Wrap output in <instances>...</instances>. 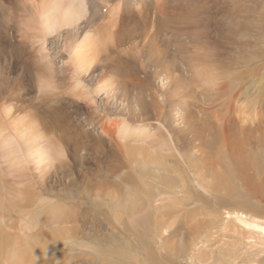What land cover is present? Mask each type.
I'll list each match as a JSON object with an SVG mask.
<instances>
[{
    "label": "rangeland",
    "instance_id": "1",
    "mask_svg": "<svg viewBox=\"0 0 264 264\" xmlns=\"http://www.w3.org/2000/svg\"><path fill=\"white\" fill-rule=\"evenodd\" d=\"M87 1L90 16L76 29V39L94 30L92 24L98 25L100 16L107 14L108 4L114 6L122 1L124 11L119 22L121 27L118 26V30L116 28L120 34L113 39L110 33L113 42L101 51L95 68L82 77L85 88L78 90L72 87L68 68V51L75 39L69 37L74 32L63 30L62 35L47 36L42 40L43 49L39 50L42 43L37 42L39 31L30 29H37V25H34L35 21L33 24L28 23L31 11L24 12L18 0H0V128L3 130L0 138L15 141V146L21 149L18 157L25 161L23 166L27 169L20 171L23 184L20 182V186L15 187L13 176H7L4 165L0 167V170L3 169L0 171V197L3 199L0 200L3 203L0 231L10 234L18 231L23 235L34 218L35 224L44 220L46 225L45 221L50 220L51 225L47 222L42 229L36 224V230L29 234L25 231L27 237H36L43 244L47 240L50 242L45 244L50 249L46 259L40 255L39 244L32 246L33 250L36 248L32 257L36 258L38 264H264V245L258 233L235 222L234 217L225 212L240 211L264 221V194L255 198L259 189L264 191L261 183L264 174L252 166L249 155L252 146L237 152V148L233 150L228 142L224 143L226 148L221 146L223 141H218L221 136L215 134L216 124L222 117L227 129L237 127L231 113V121L224 117L226 113L223 105L227 100L224 95L228 94L224 88H243V94L239 93L238 97L244 105L258 93L257 98H264V45L259 46L261 57L251 60L248 56L244 57L245 52L238 51L232 41L225 39L226 30L232 26L235 28L246 23L256 28L260 21L252 15L257 11L264 15V0H105L106 3L101 5L95 0ZM137 3H140L139 8ZM136 10L142 13L139 15ZM228 14H233V22H226ZM137 20L141 23L134 26L133 21ZM143 20L146 23L143 24ZM151 21L154 24H150ZM26 22L29 24H26L28 35L23 33ZM261 27L264 30V21ZM98 31L104 41H109L103 28ZM8 47L16 53L17 59L9 53ZM195 55L200 60L207 56L204 63L207 65L208 62L213 67L209 69L205 66L204 75L213 83L203 85L200 84L201 79L196 80L195 68L202 62L195 60ZM43 67L52 71L54 87L48 93L38 82L39 76L44 79L48 77ZM238 72L240 75L243 72L242 80ZM108 79L114 82L112 88L115 91L95 94L94 88ZM85 91L90 92L88 101L82 95ZM245 111L248 121L253 119L254 112L260 111L262 115L258 121L264 122V102L260 108L256 107L250 112L247 106ZM189 119L195 127H201L202 123L209 125L203 127L202 135H199L205 140L204 146L202 143L199 146L200 156L196 150L200 137H196L195 130L191 132L194 128L189 129ZM123 122L128 124L129 129H147L143 134L145 138L128 139L126 144L129 141L133 144L146 141L147 145L155 144V141L162 142V134L167 131L174 142L170 141L171 146L174 145L178 153L189 156L191 160L177 159L179 165H175L176 160L164 149L163 156L159 157L161 165L158 169L144 161L137 164V168L133 167L132 162H136L138 157L137 160L129 158L120 146L122 143L117 135L118 126ZM211 133H214L211 139L213 144L207 145ZM31 136H37L41 146H49L51 152L55 146L52 153L58 161L49 169L51 171H41L29 162L27 142ZM235 152L237 160L233 156ZM187 164L199 167L195 171H198L197 175L203 181L209 182L210 187H214L212 195L197 188L186 168ZM224 174L228 178L227 182L218 177ZM178 177L185 178L190 184L192 200L183 203L179 211L171 208L166 213L163 210V216L150 214L148 210H140V213L138 210L135 215L129 216L133 217L128 221L127 217H116L110 213L108 209H114L115 205L110 203L109 198L101 196L108 190L122 202L126 192L139 185L141 179L148 191L162 193L166 191H163L164 187L168 183L172 185V181ZM12 186L24 194H20L24 201L17 200L16 203L13 200L12 205L18 207L15 208L16 213L11 209L9 213V197L12 194L8 192L14 189ZM96 191L101 192L99 198L95 197ZM18 202L24 208L19 207ZM19 209L25 211L21 215L17 214ZM221 222L228 223L234 233H223L213 228L209 231L207 242L199 244L200 239L207 234L206 230H199V227L208 224L210 228L214 225L212 223ZM163 223L172 225L168 237H160L159 229ZM13 225L24 229L14 230ZM3 231L0 232V264H13L5 259L14 250L10 244L6 246L1 236ZM60 235L62 238L68 237L65 242L67 244L70 240V250L60 245ZM156 238L160 240L158 245L153 243ZM81 244H90L93 249H97L95 252L98 251L103 261L98 262L96 257L80 249L78 245ZM155 246H159L158 249L165 248L158 252ZM125 249H128L129 255Z\"/></svg>",
    "mask_w": 264,
    "mask_h": 264
},
{
    "label": "bare ground",
    "instance_id": "2",
    "mask_svg": "<svg viewBox=\"0 0 264 264\" xmlns=\"http://www.w3.org/2000/svg\"><path fill=\"white\" fill-rule=\"evenodd\" d=\"M18 1H19L18 4L21 5V8H22V10L24 12H27V10L31 11V16H30L31 18L29 19L28 23L29 24H33L34 23L33 21H35L34 25L35 24L37 25V29H36L35 26H34L35 29L33 27H30L31 30L33 29L36 32L39 31L38 32V38H37L38 41L37 42H42V40L47 38V36L49 38H51V37H55V35L56 36L59 35L60 33L62 35L63 30H67V31L69 30L71 32L72 31L74 32V33H71L70 37H69L70 39H74L75 38L74 41H72V46L70 47V49L68 51V55H69L68 58L70 60V63H68V68H69L71 76H72V79L71 78L70 79H71V81H73V86L72 87L74 89H78L79 90L80 88H85L82 85L83 84L82 77L83 76H87L88 73L91 72L95 68V65L98 62L97 59H99L98 57L101 54V51L104 48L107 47L106 45L108 43L113 42V41H111V39H112L111 36H113V39H114V36H118V34H120V32L117 31V30H118V26H120L119 25L120 18H121V15H122L123 11H124L123 2L121 1L122 3L120 2V3H118L117 5H114V6H111V5L108 4L107 5L108 11H106L107 14H103V15L100 16V18H99L100 21H99L98 25H95V24L93 25L92 24V27H93L94 30L92 31V29H91V31L89 30V31L85 32L81 37L76 39V35H77V33H75L76 29L79 28L80 27L79 25L83 24V22H85V20L90 16V13H89L90 5L88 6V1L87 0H18ZM95 2H98L100 5H101V3H106L105 0H95ZM155 2H156L155 4H158L157 1H155ZM159 4H161V1H160ZM137 5H138V8H139L140 7L139 6L140 3L139 4L137 3ZM162 5H164V4H162ZM16 6H17V4H16ZM156 9L158 10V8H156ZM126 10H129V9L126 8ZM136 12H137V14L140 15L141 10H140V12L138 10H136ZM133 13H134V11H133ZM95 14L96 13H94V15ZM232 15H230V14L227 15L226 22H233L234 21V19L232 18L234 16H232ZM23 16H24V14H23ZM252 16L254 18H256L258 21H260L261 25L263 24L264 15L262 13H259L257 11ZM140 21H141V19H140ZM133 23L135 24L134 26H137L136 24L141 23V22H139L137 20V21H133ZM142 23L144 24L146 22H144V20H143ZM260 23H258V26L256 28H254L250 24H246V23H241L239 27H235V28L232 26L231 28H228L226 30L227 32H226V35H225L226 36L225 39L232 41L233 42L232 44H234L236 46V49L238 51L242 50L243 52H245L246 56H244V57L247 58V56H248V57L251 58V60H255V59H257L258 56H260L262 54L260 52V49H259L260 44L264 45V30L261 27ZM26 24H27V22L24 25L25 27L23 29V33H25V35H28L29 33L26 30V26L29 25V24H27V25ZM150 24H154V22L152 23V21H151ZM190 27H192V26H190ZM28 28H29V26H28ZM99 28H103L106 31V33L108 34V40L109 41L106 42V41L103 40L104 39L103 37H102L103 38L102 39L99 36V34H100L99 33L100 31H98ZM116 28H117V30H116ZM111 32H112V35L110 36ZM139 35H140V33H139ZM2 36H3V40H4L5 37H4V35H2ZM221 36H219V38ZM35 37H37V36H35ZM241 37H243L244 40ZM123 39H125V37ZM203 41H205V40H203ZM121 44H122V42H121ZM142 44H144V43H142ZM43 45H44V42H42L40 44L39 50L43 49L42 48ZM130 45H132V44H130ZM205 45H207V44H205ZM230 45H231V43H230ZM257 46H258V49H257ZM139 47H138V49H139ZM205 47H207V46H205ZM252 47H253V49H250ZM8 48L9 49H7V50L9 51V53L12 56H14V58L17 59L16 53L10 47H8ZM142 48H144V47L142 46ZM196 51H198V50H196ZM243 52H242V54H244ZM175 56L177 57V55H175ZM206 57L207 56H204L200 60V57L198 59V57L195 55L194 59L197 60V61L200 60L202 62V64L198 63V65H197L198 67L195 68L196 74L194 73L193 70H191L195 74L196 80L201 79L200 84H203V85H206V84L209 85V84L213 83V81L211 82V79L207 75H204L205 66H207L208 68L210 67L209 69H211L213 67L208 62H207V65H206V63H204V62H206L205 61ZM130 58H132V57H130ZM157 59H159V58H157ZM173 59H175V58H173ZM202 65H204V67H202ZM41 66H43V65H41ZM236 66H237V64H236ZM233 67L236 70V67L235 66H233ZM258 67H260V66H258ZM43 69H45V68L43 67ZM141 70H143V68ZM216 70H217V68H216ZM46 73L48 74V77L46 76L47 74L45 75L46 76L45 79L42 78V76L41 77L39 76L38 82H39L41 88L44 89V91L48 93V90L52 89V87H54V86L52 84V77H51L52 76V74H51L52 71L49 69V70H46ZM143 73H144V71H143ZM253 73H254V71H253ZM241 74L242 75H240V73L237 74L240 77V79L243 76V72ZM191 78H193V77H191ZM113 84H114V82L112 80H110V79L104 80L100 85H98L99 87L94 88V93L95 94H105V93H108V92L109 93L114 92L115 90H114V88H112ZM207 89H210V88H207ZM224 90H227V92H228V94H226L227 96L224 95V97L227 99L225 101L226 103H224V105H223V107H225L224 108L225 109L224 114L226 113L224 115V117H225V119H229L231 121V119H230V113H231V116L234 118V123L237 124V127L235 129H227L226 128V123L222 121L223 120V117H222V120H219L217 122L216 128H215L216 129L215 130V134L216 135L220 134V136H221V139H218V141H223V145H221V146H224L225 148L227 147V145H224V143L228 142V144H231V146L233 147V150H234L235 147L237 148V150H236L237 152H239V149L241 151H245V148H248L249 146L250 147L252 146V149H251L252 152L249 154L251 162L253 164L252 166L255 167V170L257 172H260V173L264 174V141H263L264 140V122L258 121V120H260V117H261L260 115H262V114H261L260 111H256L257 113L254 112V114L252 116L253 119H250L249 121H248V119H245V114L247 113L245 111V109L247 110V106L249 107L250 112H251V110L255 109L256 107L260 108V107H262V103L264 102V98H262V97L257 98V96L259 94L258 93V94L254 95V96H251L253 99L250 98L249 100H247V102L244 105V103L241 102L242 100L239 101V97H238L239 93H241V95L243 94V91H242L243 88H227V89L224 88ZM41 92L43 93V91H41ZM73 93L74 92H72V95H73ZM82 95H84L86 97V99H87L90 96V92L87 93L85 91V93L82 94ZM260 95H261V93H260ZM75 96H76V94H75ZM87 101H88V99H87ZM248 102H249V104H248ZM238 103H241V104H238ZM237 104H238V106H237ZM0 121L2 122V120H0ZM188 122H189V124H188L189 125V129L192 130L194 128L191 132H193L194 130L196 131L195 132L196 137H198L202 133V131L204 130L203 127L205 128V126H209L206 123H202L201 127H199V126L195 127L190 119H189ZM2 131L3 130L0 128V137L2 135ZM146 131H147V129L145 127L142 128V129H141V127L129 129V126H128V124H126V122L125 123L123 122V123L119 124V126H118L117 135L120 137L119 140L122 143V144H120V146L123 148V150H125L127 152V154L129 155L130 159L137 160V157H138V160L136 162L135 161L132 162L133 167H136L137 164H142L141 161H144V163H146L147 165H150V167L153 166V168L158 169V167L161 165L160 161H159V157L163 156L162 152H163L164 149H166L167 152H169L170 155L176 160V162L174 161L175 165H179V161L177 159L183 160L184 158L185 159L187 158L188 160H191L189 158V156H186V155L182 156L180 154V152L178 153V151L176 150L174 145L171 146L170 141L172 142V139L170 137V134L167 135V131L165 132V130H164V132L166 134H162L163 138H164V140L162 142L161 141L157 142V141L154 140L155 144L150 143V144L147 145V144H145L146 141H139V142H137L138 144L137 143L133 144L132 142L129 141V144H126L127 143L126 140H128V139L132 140L134 138V139L137 140V139H140V138L141 139L145 138V136H143V134ZM41 132H43V131H41ZM31 137L32 138H30L28 140V142H27V151H28L27 156L29 158L28 159L29 162L30 163H34L37 167H39L41 169V171H45V172L51 171L49 169H51V167L54 165L55 161H58L57 156H54L53 153H52L54 151L53 148L55 146L53 148H51V150H52V152H51L50 149H48L49 146H48V148H43V146H41L42 143L40 144V142H39L40 139H37L36 138L37 136L36 137L35 136H31ZM213 137H214V133H211L210 134V138L207 139L208 140L207 145L213 144V143H211V139H213ZM199 140H200V142H198V146L196 147V150H197V152L199 153V156H200L199 146L201 145V143H202V146H204L203 142H205V140H204V138L202 136L199 138ZM14 143H15V141L14 142L13 141L12 142L8 141V139H5V137L0 138V167L2 168V165H4V168L6 169L7 176H9V177L13 176V179H15V182H13V185L15 183V185H16L15 187H18V186H20V182H21L20 179L23 177V174H21L20 171H22L25 168L24 167L25 165L23 166V163H25V161L22 160L20 157H18V153H20L19 150H21V149L18 150L19 147L15 146ZM172 143L174 144V142H172ZM201 151L203 152L202 149H201ZM59 153L60 152L58 151V153H57L58 156H59ZM171 153L178 154V156H176L177 158L175 157V155H173ZM236 155L237 154L235 152V154L233 156L237 160L238 157ZM139 157H141V158L139 159ZM130 163H131V161H129V164ZM186 168L190 171V174L192 175L194 183H195V185L197 186V188L199 190H201L205 194H211V193L214 192V187H210V185L208 184L209 182L203 181L197 175L198 174L197 170H198L199 167L195 168V165L187 164ZM195 169H197V170L195 171ZM2 170L3 169H1L0 171H2ZM26 170L27 169L25 168V171ZM160 170L161 169H159V171ZM22 172H24V171H22ZM132 176H134V175H132ZM218 177H219V179L221 181L225 179L226 182H227V180H228V178L225 176V174H224V176H218ZM151 178H153V177H151ZM2 179H4V177H2ZM9 179H11V178H9ZM142 180L143 179L140 180L139 185L137 184V186H134L133 189H129V192H126L127 193L125 195L126 197H125L124 201H122V202H120L121 200H117L115 198L114 194L112 192L108 191L107 189H106L107 191H105L104 195H101V192L98 193L97 192L98 189H97V191H96L97 193L95 194V197L99 198L100 197L99 194H100L101 196H104L105 198H109L111 200L110 203L115 205L113 207L114 209H111V208L108 209L109 212L114 214V215H116V217L117 216H119V217H122V216L127 217L128 221L129 220L131 221L132 217H133L132 216L131 218H129V216H131L133 213H134L133 215H135L136 211H138V210H139L140 213H142L140 210H148V212H150V214L152 212V213H154V215L163 216L162 213L164 211L167 213L168 211L171 210V208L175 209L176 211H179V208L181 207V205H183V203L186 204L187 202H190V199L192 200V197L190 196L191 192H189L190 184L187 183V180H185V178H182V177L179 178L178 177L177 180L174 179L172 181V185H170L168 183L166 187L163 186L165 188L163 191H165V190L166 191L162 192V193L159 192L158 190H157L158 191L157 193H154L152 190L148 191L147 188H146L147 186H145V184H143L145 182L142 183ZM160 180H162V179L160 178ZM225 180H224V182H225ZM134 181H136V180H134ZM154 182H156V181H154ZM261 183H262V186L264 187V178L262 179ZM7 184H8V182H7ZM22 184L23 183L21 182V185ZM141 184H143V185H141ZM162 184H165V183H162ZM16 189L15 188L14 189L11 188V189H9V192H8V193L12 194L11 198L8 196L9 199H11V201H10L11 203H9L10 206L8 205L9 206V213H10V209L16 213L15 208L17 206H13L12 205L13 204V200L16 201V203H17V200H19L20 202L24 201L22 199V197L20 196L21 193H19L18 192L19 190H16ZM94 189H96V188H94ZM123 189L125 190V188H123ZM8 193L6 194V197H7ZM262 194H264V191H262V188H261L256 193L255 198L258 199ZM21 195L24 196L23 193ZM120 198H121V196H120ZM0 200L3 201V199L1 197H0ZM20 202H18V206L22 207V206H20V204H21ZM25 202H26V200H25ZM167 203H169V205ZM2 204L3 203L0 202V210H1ZM162 204H164V205H162ZM22 205H23V203H22ZM182 207L184 208V206H182ZM22 208H24V207H22ZM17 209H18V207H17ZM18 211H19V213H17V214L21 215L22 212L25 211V210L24 209H19ZM225 212H227V214L232 215L234 217L233 220H235V222L241 223V225L244 226V227H248L247 228L248 230H251V229L255 230L256 233H258L257 235L259 236V238H261V242L264 245V221L263 220L255 218L252 215H248V214H246L244 212H240V211L231 210V211H225ZM7 214H8V212H7ZM11 215H13V214H11ZM49 215H51L50 211H49ZM52 215H55V214L52 212ZM44 216H45V214H44ZM159 216H157V217H159ZM116 217H114V218H116ZM4 218L5 217H3V219ZM52 219H54V217H52ZM34 220H35V218L33 219L32 223H30L31 225L29 224L30 227L28 226L27 228H25V231L28 234H29L30 231L36 230V228L38 226H40V229L44 228L43 227L45 225L44 224V220H40V222L36 223V224H39L38 226L35 224ZM120 220H121V218H120ZM29 221H31V220H29ZM45 222H46V225H47V222H48L49 225H51L50 220L45 221ZM54 223H55V221H54ZM212 224H214V225H212L210 228H209L208 224L203 225L202 228L199 227V230H206L207 231V232H205V234L207 233L205 238L203 237V239H200V241H199L200 243L199 244H203L204 245L205 242H207V239L210 236V235H208L209 231H211L213 228L217 229V230H219L220 232H223V233H234V230L230 228L228 223L221 222V223H212ZM46 225H45V227H46ZM56 225H57V223H56ZM171 226L172 225L170 223H166V224L163 223V226H161V229H159L160 232H161L160 233V237H162L163 235L164 236L165 235L166 236L169 235L168 233H169V229L171 228ZM55 227H57V226H55ZM12 228L14 230L15 229L19 230L18 228H20V227L17 228V226L13 225ZM21 228L24 229L23 227H21ZM249 228H251V229H249ZM2 231L3 230H1L0 232H2ZM22 231H24V230H22ZM25 231H24L23 235H20L18 231L17 232L12 231L14 233H11V234L8 233L7 231L6 232L3 231V234L1 236H2V239L5 240V242L7 243L6 246H8L10 244V246L13 247V250H14V252L10 251L8 253V256H5V259H7V261H10V263H13V264H15V263H20V264H38V262L35 261L36 258L34 259L32 257V253H35L34 250H36V248L33 250L32 246L35 247V246H37L36 244H39L40 245V249H39L40 250V255L42 256L43 259H46V256H47V254H49V250L50 249L48 250L47 249L48 245L45 246V244L50 243V242H49V240H47L46 243L44 242V244H43L42 241H38V238H36V237L33 238L32 235H31L32 238H30V236L27 237V234H25L26 233ZM20 233H21V231H20ZM61 233H59V234H61ZM63 234L65 235V233H63ZM9 236H10V239H9ZM68 236L71 237L70 235H68ZM46 238H47V236H46ZM58 238L60 240L59 241L60 245H63L65 250H70V248H71L70 240H69V242L67 244L65 242L68 239V237H66L67 238L66 239L64 236L62 238L61 235H60V236H58ZM61 239H63V240H61ZM153 241H154L153 242L154 245H158V242L160 240L157 241V238H156ZM53 245H54V243H53ZM89 245L81 244V245H78V246H79L80 249H83V251L89 252L88 253L89 255L96 257L98 259V262L99 261L102 262L103 261L102 260L103 257L98 254V251L95 252V250H97V249H93V247L91 245L90 246ZM53 247L54 246H52V248ZM111 247H112V245H111ZM155 247H156V251H158V252L161 251L160 249L165 248V247H162V248L160 247V249H158L159 246L158 247L155 246ZM126 248H128V247H126ZM128 249L127 250L125 249L126 251L125 250L124 251L127 253ZM31 250H33V252ZM146 250H147V248H146ZM198 253H199V250H198ZM127 255H129V254L127 253ZM195 256H196V254H195ZM201 257H202V254H201ZM232 258H233V256H232ZM38 259H39V256H38ZM193 259H194V256H193ZM126 260H129V259H126ZM216 260H218V259H216Z\"/></svg>",
    "mask_w": 264,
    "mask_h": 264
}]
</instances>
